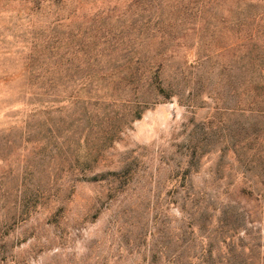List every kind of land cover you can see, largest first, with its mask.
<instances>
[{"label": "rangeland", "instance_id": "rangeland-1", "mask_svg": "<svg viewBox=\"0 0 264 264\" xmlns=\"http://www.w3.org/2000/svg\"><path fill=\"white\" fill-rule=\"evenodd\" d=\"M257 99L264 0H0V264H264Z\"/></svg>", "mask_w": 264, "mask_h": 264}, {"label": "trees", "instance_id": "trees-1", "mask_svg": "<svg viewBox=\"0 0 264 264\" xmlns=\"http://www.w3.org/2000/svg\"><path fill=\"white\" fill-rule=\"evenodd\" d=\"M28 1H31L33 4H36V6L38 7L41 4V2H44L46 0H28ZM52 1H54L56 4H59L63 0H52ZM136 57L139 56H133L132 61H135ZM163 63H164L163 56L156 57L154 62L150 63V65L147 68H145V70L142 72V75H144L145 80L155 89L158 95L161 94L165 98H168L171 97V93L167 89L161 73ZM142 67L143 66L141 65L140 58H137L136 66L133 67V71L131 72V75L133 77H135V75H138L137 73L141 72ZM258 100L259 99L253 101L254 106L251 109L259 112H264V105H260L263 103V100L262 101H258ZM146 103L148 104V102ZM254 107H259V108H254ZM136 115L138 118L142 116L141 112H138Z\"/></svg>", "mask_w": 264, "mask_h": 264}]
</instances>
